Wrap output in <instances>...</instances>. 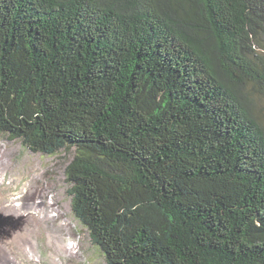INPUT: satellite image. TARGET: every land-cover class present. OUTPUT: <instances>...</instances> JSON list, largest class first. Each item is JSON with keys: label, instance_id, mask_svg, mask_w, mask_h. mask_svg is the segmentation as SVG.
<instances>
[{"label": "trees", "instance_id": "1", "mask_svg": "<svg viewBox=\"0 0 264 264\" xmlns=\"http://www.w3.org/2000/svg\"><path fill=\"white\" fill-rule=\"evenodd\" d=\"M259 99L264 0H0V137L107 264H264Z\"/></svg>", "mask_w": 264, "mask_h": 264}, {"label": "rangeland", "instance_id": "2", "mask_svg": "<svg viewBox=\"0 0 264 264\" xmlns=\"http://www.w3.org/2000/svg\"><path fill=\"white\" fill-rule=\"evenodd\" d=\"M259 107L264 120V100L259 99ZM74 150H62L55 155L33 153L20 140L8 136L0 137V197L11 193L27 191L29 203L41 205V198L49 206L53 205L56 225L64 223L62 233L65 243L72 249L71 257L58 259L60 264H107L105 253L94 244L89 230L75 217L72 209V197L69 193L66 170L73 159ZM4 197V196H3ZM4 225L0 228V239L6 241L11 235L22 231L27 224L26 216L15 217L3 213ZM39 245L40 264H48V248L45 236L36 238ZM70 245V246H69ZM66 255H68L66 253Z\"/></svg>", "mask_w": 264, "mask_h": 264}, {"label": "bare ground", "instance_id": "3", "mask_svg": "<svg viewBox=\"0 0 264 264\" xmlns=\"http://www.w3.org/2000/svg\"><path fill=\"white\" fill-rule=\"evenodd\" d=\"M27 198H29L27 191L0 197V209L3 213L15 217L26 216L27 221L21 232L2 243L0 264H40L42 257H38V251L42 244L39 245L35 239L43 236L48 248L45 262L60 264L58 259L68 258L73 254L72 249L65 243L66 235L62 233V229H65L64 223L55 224L57 218L52 212L53 205L49 206L47 203L45 205L43 198H41V205L31 204Z\"/></svg>", "mask_w": 264, "mask_h": 264}, {"label": "water", "instance_id": "4", "mask_svg": "<svg viewBox=\"0 0 264 264\" xmlns=\"http://www.w3.org/2000/svg\"><path fill=\"white\" fill-rule=\"evenodd\" d=\"M5 223H4V220H2V215L0 214V228H1V226H3ZM12 237L14 236L13 234L11 235ZM11 237V238H12ZM7 240H9V239H7ZM5 241V240H4ZM3 240H2V238L0 239V248H1V245H2V243L4 242Z\"/></svg>", "mask_w": 264, "mask_h": 264}]
</instances>
